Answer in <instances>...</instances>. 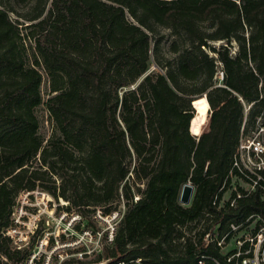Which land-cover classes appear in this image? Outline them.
<instances>
[{"label":"trees","instance_id":"16d2710c","mask_svg":"<svg viewBox=\"0 0 264 264\" xmlns=\"http://www.w3.org/2000/svg\"><path fill=\"white\" fill-rule=\"evenodd\" d=\"M17 1L31 9L13 19L0 0V264L29 255L13 249L4 232L20 193L36 185L38 156L64 175L81 211L110 202L120 189L126 198L114 244L89 262L194 264L205 242L191 222L204 220L209 229L264 212L259 190L234 191L236 206L220 204L232 183L239 96L254 102L249 125L264 110V0ZM160 26L176 36L174 59L160 56ZM204 96L211 117L197 138L194 101ZM42 105L56 127L47 142ZM187 182L195 186L189 205L180 202Z\"/></svg>","mask_w":264,"mask_h":264},{"label":"built area","instance_id":"2783aa9c","mask_svg":"<svg viewBox=\"0 0 264 264\" xmlns=\"http://www.w3.org/2000/svg\"><path fill=\"white\" fill-rule=\"evenodd\" d=\"M259 87L263 98V82ZM239 99L242 102L241 123L229 176L246 184L241 186L243 191L236 190L237 197L256 190L264 195V110L255 125H249L254 102L247 103L241 96ZM35 195L48 194L25 188L13 208L12 225L4 232L12 239L13 249L30 250L21 264H65L68 261H74L72 264H105L109 261L89 262L92 256L114 244L126 209H112L107 213L98 210L93 217L95 225L83 212H77V209L70 212L58 205L50 209L52 211L35 210L26 219L28 205L25 200ZM237 197L231 198L229 206H236ZM222 201L223 198L220 204ZM217 206L218 209L225 207ZM190 225L197 227L199 237L205 242L203 250L195 255L194 264H264V212H254L241 221L225 224L216 221L209 229L204 220L193 221ZM183 229L186 233V226ZM111 264L153 263L143 257H117Z\"/></svg>","mask_w":264,"mask_h":264},{"label":"rangeland","instance_id":"374dc122","mask_svg":"<svg viewBox=\"0 0 264 264\" xmlns=\"http://www.w3.org/2000/svg\"><path fill=\"white\" fill-rule=\"evenodd\" d=\"M3 2H4L3 4H5L3 6L6 9H8L9 14L13 19H16L18 17L22 18L31 9V3L30 4L20 3L17 0H3ZM246 34L247 35L249 34L248 31H246ZM156 38L157 39L160 38L161 40L160 50H159L161 58L174 59L176 57V54L173 53L170 49H171L172 42L176 39V36L172 33L171 29L164 27V26H160L158 28V32L156 33ZM177 39L180 42H182V38H177ZM230 51L232 55L238 54L239 43L237 42V40L232 41ZM210 53L213 55L212 51H210ZM41 70L44 74L43 95H44V98L47 99L51 92L50 86H49L46 72L44 71L43 68H41ZM221 71H222V67L221 65H219L218 73L216 76V82L218 84H222V72ZM194 105L196 106V114H195L194 119L191 122V132L194 135L199 136L209 126V120L211 117L210 116L211 107L208 103L206 96L198 100H195ZM38 115L41 121L40 122L41 123L40 133L46 139V142H47V140L55 134V129H56L55 122L50 117V114L45 105H42L38 109ZM34 169L41 172L38 174H33L34 177H38V178H35L36 185L31 184L27 186L26 188H29L35 191H43V192H46L48 195L47 196L46 195L45 196L35 195L34 198L29 196V198L25 200V203H26L25 205H28L27 206L28 216L26 215V219H28L31 215V212H35V210H37V212L45 211V209H47L48 211H52L50 209H53L55 205H58L59 208L69 210L70 212H72L74 209H77V212L81 211L79 210L78 205L74 202L72 191L70 190L71 187L69 186L64 175L61 172L51 173L48 169V164L47 163L43 164L39 156L34 163ZM133 181H134V177L132 176L131 182ZM138 183L141 185V188H144V184L141 180H138ZM242 185H246V184L244 182L239 181L238 179L233 178L230 187L224 193L222 203L231 200L233 192L236 190H240V187ZM137 188H138L137 184L136 185L134 184V189L136 192H137ZM65 189H67L66 190L67 197L60 194ZM137 194L139 195V193ZM138 195L135 197V199L138 198ZM60 198L63 200L62 202ZM126 204H127L126 198L123 195L122 190L120 189L119 194H117L110 202L106 204H102V205L88 204L86 208H83L84 211H81V212H83V214H85L88 217L92 225H95L93 217H94V214L98 210H101L105 213L110 212L112 209L122 210V209H126V206H125ZM103 251L104 250H102L101 252ZM95 257H96V254L92 256L93 259ZM0 260L5 261V259L1 257V255H0ZM9 263L21 264L20 261H14V262L9 261Z\"/></svg>","mask_w":264,"mask_h":264},{"label":"water","instance_id":"95a60500","mask_svg":"<svg viewBox=\"0 0 264 264\" xmlns=\"http://www.w3.org/2000/svg\"><path fill=\"white\" fill-rule=\"evenodd\" d=\"M194 191H195V186L191 182L185 183L181 190L180 202L182 204L189 205L192 201Z\"/></svg>","mask_w":264,"mask_h":264}]
</instances>
